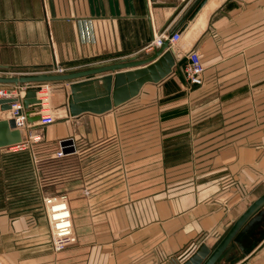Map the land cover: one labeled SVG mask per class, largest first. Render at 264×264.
<instances>
[{
    "label": "crops",
    "instance_id": "1",
    "mask_svg": "<svg viewBox=\"0 0 264 264\" xmlns=\"http://www.w3.org/2000/svg\"><path fill=\"white\" fill-rule=\"evenodd\" d=\"M196 1L0 0V71L32 76L54 74L57 66L68 73L144 59L153 53L146 46L169 36ZM198 29L202 89L186 85L184 58L163 82L146 84L106 114L34 131L20 127L23 141L30 132L44 135L36 159L27 148H0V264H180L202 242L217 245L264 193V0H225ZM69 84L48 83L56 120L67 116ZM183 88L194 91L182 94ZM200 97L221 111L200 119L194 106ZM38 98L48 102V91ZM151 103L163 115L189 108L159 122L154 149L142 143L147 123L140 120L133 156L132 119L146 117ZM136 104L144 106L134 111ZM117 131L124 137L123 175L115 167ZM65 139L74 141V153L40 159L42 150L51 154L50 142ZM60 195L68 197L77 241L54 253L43 197ZM235 247L236 261L224 264H264V214L237 237L229 256Z\"/></svg>",
    "mask_w": 264,
    "mask_h": 264
},
{
    "label": "water",
    "instance_id": "2",
    "mask_svg": "<svg viewBox=\"0 0 264 264\" xmlns=\"http://www.w3.org/2000/svg\"><path fill=\"white\" fill-rule=\"evenodd\" d=\"M225 0H197L183 15L179 26L174 29L161 47L144 59L134 56L125 61L99 65L95 68L72 71L63 74L24 75L19 77H0V84H31L22 98L23 111L18 116L10 112L15 99H0V110L5 117L0 119V148L19 144L23 135L17 119L25 118L27 131H34L46 126L40 125L42 100L38 93L42 85L52 82H69L67 95V116L57 119L55 123H63L70 119L79 118L84 114L103 115L123 106L138 97L146 84H159L173 74L185 56L195 48L201 36V26L209 21L212 13ZM201 17L197 22L195 19ZM181 35L176 46L179 52L170 46V40L175 35ZM99 75V76H98ZM25 127V126H24ZM23 128V127H21ZM64 153H74L75 146L72 139L61 141ZM264 214V193L254 200L242 215L232 224L229 230L214 247L202 242L180 264H219L221 258L254 221H258Z\"/></svg>",
    "mask_w": 264,
    "mask_h": 264
},
{
    "label": "built area",
    "instance_id": "3",
    "mask_svg": "<svg viewBox=\"0 0 264 264\" xmlns=\"http://www.w3.org/2000/svg\"><path fill=\"white\" fill-rule=\"evenodd\" d=\"M167 34H159L156 36L147 46L146 49L149 52H154L157 48L161 47L164 40L168 39ZM181 39V35H175L170 40V46H175L177 42ZM186 64L182 69V74L184 81L187 86L201 85L204 83L205 77V65L202 61L201 54L193 49L186 56ZM54 74L67 73V69L57 66ZM13 77L14 75L10 72L0 71V77L2 76ZM12 85L11 87L0 88V99H15L16 102L12 104V110L10 111L13 116H18L20 110L23 111L22 98L25 94V90L31 86V84H20ZM51 92V87L48 83L42 85V91ZM40 93V92H39ZM45 97V96H44ZM40 99V98H39ZM43 109L41 113L40 125L49 126L55 123L56 117L53 115L52 110L49 107V102L44 101L42 98ZM51 100V98H50ZM47 102V103H46ZM18 125L20 127L26 126L24 116L17 119ZM44 140V135L41 133H29L28 139L22 141L19 144L11 145L7 147L10 151H18L24 148L31 150L33 153V159H36V154L34 153V144L39 143ZM66 153L63 152L62 148L57 152V158H64ZM44 184V181H42ZM43 206L50 225V235L52 241V250L54 253H60L70 246L74 245L77 241V237L74 231L73 218L71 214V209L69 206V200L67 195L60 196H44Z\"/></svg>",
    "mask_w": 264,
    "mask_h": 264
},
{
    "label": "rangeland",
    "instance_id": "4",
    "mask_svg": "<svg viewBox=\"0 0 264 264\" xmlns=\"http://www.w3.org/2000/svg\"><path fill=\"white\" fill-rule=\"evenodd\" d=\"M204 82H205V77H204ZM203 84H201L199 86L198 85H194V86H198L199 89H202V87L204 86ZM193 91H194L193 89H190V91H186L183 88L182 94L183 93L187 94L186 92L191 94V93H193ZM157 94H159V93L156 92L153 96H158ZM48 95H49V101H50V103H48L49 107L52 110L53 115H55V117H58L60 115L59 111H57L58 107L54 103L51 104V100H50L51 95L49 94V92H48ZM156 100H157V98H153V100H151V102H156ZM136 103H138V102H136ZM207 105H209V104H203V98H201V97L198 98V100L194 104V106H196L195 109L198 111L197 115L201 116L200 119L202 117H205V116L210 117L211 114H215L216 112L219 113L221 111V107L219 105H213L212 107H210V106L206 107ZM143 106L144 105H142V106L141 105H137V109H135L134 111H140V108L143 107ZM231 106H233V105H231ZM178 107H186V108L181 109V108L175 107L178 110L173 108L174 110L172 109V110L166 111L165 114L163 115V114H161L160 106L157 105V104H152L151 103V104L147 105V110H149V111H148V115L146 117L145 116H141L142 118L140 119V117H139L140 115L138 114L139 112H135V114H138V115H135V117H133L132 122H131L132 126H133L132 130H131V132H132V141H131V143H132V145H134L132 147L133 156L135 155V153H136V156H137V152L135 151V145L141 144L142 130L140 129V120L143 119L141 122L142 123L143 122L147 123V129L145 128L146 130L143 133V136L147 135V137H145L143 139L147 138V140L146 141L144 140L142 143H147L149 145V148L154 149L153 146L157 145L160 142V137H161V134H159V129H158L159 122L161 124V122L164 120V118H166V119L167 118H171L172 119V118H176V117H179V116H183L182 113H184V112H186V110H188L189 105L186 104V105L178 106ZM210 108H212V109L210 110ZM206 120H209V118L206 119ZM233 122H235V121H233ZM211 124H213L212 126H216L218 124V120H215ZM195 126H197V125H195ZM116 133H117V138L114 141V143L116 145V149H117V151L115 153V162H116L115 167H117L116 170L119 171V173L121 175H123V172H124L123 157L124 156H123L122 148H123V145H124V137L120 136V132L119 131H117ZM169 137H170V135H169ZM43 142L44 141H41L39 143L34 144V147H36L37 145L42 144ZM49 144L51 146V154L48 155V153L46 151L42 150L41 155H39L40 159H47L49 156H52V155H55V154L57 155V152L61 149L60 144H59L58 141H52ZM118 145L121 146V148L120 147L117 148ZM157 155H158V152L153 154V156H157ZM56 170L59 171V168H56ZM137 170H139V168H137V167H133V169H132L133 172L137 171ZM148 170H149V174H153V175H155V173L157 171H159V169H156V168H149ZM45 177H47L46 174H45ZM40 178H44V174L41 173ZM126 188L128 189V187H126ZM50 189H52L51 191L55 192L56 190L59 189V187H58V185L57 186L56 185H52V186H50ZM260 235L262 236V233ZM261 236H260V238H261ZM229 250H230V248L225 253V255L221 258V260L219 261V264H222V263L224 264V261H227V259H231L232 263H234L236 261L238 255H239L236 247L233 249L232 256H229L230 255V253H229L230 251Z\"/></svg>",
    "mask_w": 264,
    "mask_h": 264
}]
</instances>
